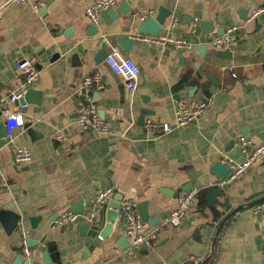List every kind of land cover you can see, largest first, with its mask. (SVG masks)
Wrapping results in <instances>:
<instances>
[{"label": "crops", "instance_id": "crops-1", "mask_svg": "<svg viewBox=\"0 0 264 264\" xmlns=\"http://www.w3.org/2000/svg\"><path fill=\"white\" fill-rule=\"evenodd\" d=\"M34 1L42 3L38 12L0 0V99L24 87L25 79L15 66L24 59L33 60L39 79L31 87L40 93L39 104H7L0 116V132L5 112H12L29 120L40 135L32 139L19 128L0 146V209L21 218L11 232L0 222V264H16V257L26 260L21 254L23 231L33 242L30 264H46L42 252L51 246L60 254V264H183L213 251V264H264V201L251 205L264 197V157L241 179L219 190L218 201H226L228 207L210 208L206 201L210 191L218 190L209 187L219 180L211 165L227 156L243 160L237 139L258 144L264 132V51L256 53L264 37V17L246 22L252 7L264 0H116L114 9L123 2L132 13L101 23L94 36L87 35L91 24L85 16L93 0ZM161 7L171 12L166 24L175 19L169 32L191 48H153L135 40L128 53L121 49L140 71L137 90L131 93L122 76L114 75L104 61L95 65L92 57L102 37L117 45L118 38L133 35L131 30L124 32L133 28L132 20L155 15ZM200 23H209V32ZM229 27H237L238 40L225 56L210 43ZM194 39L206 45L203 59L198 58ZM109 45L104 44L106 54ZM73 49L87 72L72 62ZM84 49L86 60L81 57ZM95 73L101 75L104 89L91 91V103L108 124V133L76 123L77 90L84 77ZM202 95L208 106L193 123L166 134L146 127L148 120L172 125L177 102H194ZM56 131L61 141L53 136ZM18 148L30 151L29 162L14 163ZM103 189L112 190L110 200L122 197L145 205L144 231L168 216L179 194H206L203 201L197 198L180 227L165 226L154 244L126 256L122 217L109 233L104 232L105 205L98 207L95 222L86 220L92 200ZM74 210L78 220L72 226L54 225L62 213ZM84 248L86 256L77 260Z\"/></svg>", "mask_w": 264, "mask_h": 264}, {"label": "built area", "instance_id": "built-area-1", "mask_svg": "<svg viewBox=\"0 0 264 264\" xmlns=\"http://www.w3.org/2000/svg\"><path fill=\"white\" fill-rule=\"evenodd\" d=\"M18 5H29L33 11L38 12L42 3L34 0H11ZM116 0H93L92 3L85 9V16L89 23L94 27L101 25L100 13L114 8ZM260 17H264V3L259 6H254L250 10L246 22L249 23ZM1 19V14H0ZM166 32H162L158 36L136 35L135 40L153 48L174 47L180 50H188L191 45L182 39H176L169 31H172L174 26L169 25ZM237 27H229L221 35L215 37L210 46L214 49L222 51H230L237 44V37L235 35ZM101 42L109 45L106 37L101 38ZM105 66L114 74L122 76L126 81V88L129 92L135 93L139 82L140 71L138 66L130 59L122 56L121 48L117 45H109V52L106 54L104 60ZM15 66L20 70L25 79L22 90L10 93L6 97L0 99V110L5 105L13 104L21 99L25 93L26 86H32L39 79V73L35 70L32 59H24L15 62ZM232 73V69H228ZM233 78L236 76L232 74ZM104 83L101 75L95 73L84 77L81 85L77 90V97L79 100V114L76 123L82 129H93L100 133H108L109 126L97 115L94 105L91 103L90 93L92 90L102 91ZM208 106V99L201 96L197 101L189 102L188 99H181L177 102V107L174 113V122L172 125L146 122V127L157 134H166L178 128L185 127L200 117ZM6 115L3 120L5 127L4 135L6 140H10L13 136V131L22 126L23 117L21 114L5 112ZM53 136L58 141L62 140L58 131L53 133ZM237 148L243 154V160L236 161L231 157H223L220 161L228 169V174L225 178L219 179L209 184L210 188L224 190L227 186L238 181L243 175L251 169L257 161L264 157V140L258 144L253 143L245 137H239L236 141ZM14 163H27L31 160V153L27 148H18L14 152ZM1 175V169H0ZM198 193L189 191L177 196L175 208L168 214V216L156 227L150 231H144L143 222L137 209L136 203L131 200H122L119 215L124 219L125 236L128 240V245L122 251L123 255L132 256L138 253L144 246L154 244L164 229L169 225L175 228L180 227L182 220L193 209ZM112 196L111 189H103L97 192L92 200L90 211L86 217L88 223L94 220L98 211V207L104 205ZM258 208H256L257 210ZM78 220V214L73 211H65L62 213L54 225L59 228H67L72 226ZM101 240V237H98ZM27 233L23 231L21 235V254L26 260H29L31 253L26 245ZM216 252H212L211 256L207 258L190 257L183 264H213L215 261Z\"/></svg>", "mask_w": 264, "mask_h": 264}, {"label": "water", "instance_id": "water-1", "mask_svg": "<svg viewBox=\"0 0 264 264\" xmlns=\"http://www.w3.org/2000/svg\"><path fill=\"white\" fill-rule=\"evenodd\" d=\"M131 13H132V9H130V7H127L122 2L119 9L111 8L107 11L101 12L100 13L101 23L109 24L110 21H116L118 19V16H120L122 18H126ZM170 16H171V12L168 9L161 7L157 10L155 15H147L145 17H142L139 21L138 20H132L131 25H133V28H130V27L125 28L124 32L126 33V32L131 30L133 35H131L130 37L118 38L117 42H116L117 45L122 49L123 52L128 53L132 44L135 41L136 35H149V36L155 37V36H158L159 34H161L162 32H164L170 24L174 26L175 25V19L174 20L172 19L170 21V23H168L169 25L166 24V20ZM237 27H239V26H237ZM200 28L204 29L206 32H209L211 25L209 23H200ZM257 32H259V29L257 30ZM97 33H98L97 27H94L92 25H90L88 27L87 35L94 36ZM223 33H224V30L219 31L217 35L221 36ZM263 35H264V30H263ZM194 41L196 44L195 50L199 53L198 58L203 59L204 54L206 52V45L199 44L197 39H194ZM261 51H264V37H263V39H261V41H259V43L257 44V47H256V53L261 52ZM87 54H88L87 49H84L82 54H81V57L83 58V60H86ZM70 55L72 58V62L74 64H76L77 66H82L84 71H86V72L88 71L87 65H82V63L80 61V56L78 55V50L73 49ZM221 55L230 56V52L225 51V52L221 53ZM58 56H59L58 53L55 54L51 58L50 61L58 58ZM105 57H106V53L104 50V43H99L97 45L96 53L92 57V62L95 65H99V64L103 63V61L105 60ZM31 98H35L34 99L35 101L32 102ZM39 99H40V93L36 92L32 87L26 86L25 87V93H24L23 97L21 99L17 100L15 103L19 104L21 106H25L28 103L39 104V102H40ZM3 112H4V110H0V116L3 114ZM144 113H147V112H144ZM142 120H143V117H140L139 118L140 124H142ZM31 125H32V123L29 120H23L22 126L20 128L23 131H25L26 134L28 136H30L32 139L34 137L40 136L38 133H36L31 128ZM4 130H5V127H4V125H2L1 126V132H0V146L1 147L5 146L6 142H7L5 135H4ZM258 138L261 139V141H263L264 140V132L259 133ZM230 145H233V143ZM210 171L212 173H214L219 179L225 178L228 174V169L224 165H222L220 163V161H216L215 163H213L210 167ZM188 192H186V193H188ZM221 196H222V192L219 190L210 191L207 194V198H206L208 207L213 208L215 206V204H218L221 207H228V204L226 201H224V203H220L218 201V197H221ZM263 201H264V197L261 198L259 201H256L255 203L251 204V205H256V204H259V202H263ZM121 202H122V197H115L111 200H108L104 204L106 206V225H105V229H104L105 233L112 232L115 221L118 219L120 221L121 216L119 215V209H120ZM144 208H145V205H138L137 206V209H138V212L140 214L142 221L146 220V214H145ZM240 209H241V207L233 209L227 218L231 217L233 214L238 212ZM74 212L78 214L77 210H74ZM20 220H21V218L18 214L0 209V222L6 226V228H7L6 230H8V232L9 231L11 232L14 229H16L18 226V222ZM123 221H124V219H123ZM92 222H95V221L93 220ZM88 226H86V227L88 228ZM32 243L33 242H31L27 239L26 245L28 248H30V244H32ZM127 245L128 244L126 243L125 245H123V247L126 248ZM54 251H55V248L53 246H51L42 252V258L46 264H51V263L60 264V254H58V253H56V251L55 252ZM86 254H87V251H86V248H84L80 252V254L78 256H76L79 258V259L77 258V260H83L84 256H86ZM15 263L16 264H30L29 260L23 261L20 257H16Z\"/></svg>", "mask_w": 264, "mask_h": 264}, {"label": "trees", "instance_id": "trees-1", "mask_svg": "<svg viewBox=\"0 0 264 264\" xmlns=\"http://www.w3.org/2000/svg\"><path fill=\"white\" fill-rule=\"evenodd\" d=\"M205 194H206V191L203 192L202 194L198 193V195H197L198 200L200 199L201 201H203V199L205 198ZM196 201H197V199H196Z\"/></svg>", "mask_w": 264, "mask_h": 264}]
</instances>
